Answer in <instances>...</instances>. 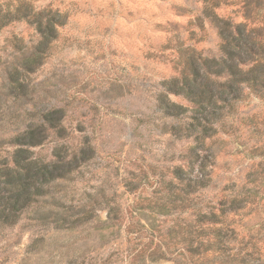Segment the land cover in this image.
I'll list each match as a JSON object with an SVG mask.
<instances>
[{
    "label": "rangeland",
    "instance_id": "rangeland-1",
    "mask_svg": "<svg viewBox=\"0 0 264 264\" xmlns=\"http://www.w3.org/2000/svg\"><path fill=\"white\" fill-rule=\"evenodd\" d=\"M18 1L0 0V7ZM30 1L61 23L43 65L29 77L37 94L43 88L47 101L65 110L64 136L51 138L44 155L55 146L70 155L88 135L93 157L75 171L76 180L66 190L75 197L74 206L87 211L88 193L103 183L120 204L122 225L103 229L105 202L89 221L70 229L38 224L27 212L16 225L0 224V264H143L134 258L154 252H166V258L146 264H240L212 259L206 245L187 251L190 237L195 247L198 243L189 235L200 227L198 209H219L235 198L240 210L226 217L235 229L226 255L264 264V98L250 95L235 102L225 130L206 140L215 151L207 167L212 184L180 204L175 169L184 168V176L190 172L194 140L185 131L177 134L174 126L191 120L193 104L167 88L189 72L192 57L201 63L219 50L217 31L203 14L206 6L262 25L264 0ZM258 3L262 6L248 13L245 6ZM38 38L26 21L0 29V88L4 66ZM161 97L188 111L168 116ZM10 134L1 131L0 160L13 148L5 140Z\"/></svg>",
    "mask_w": 264,
    "mask_h": 264
},
{
    "label": "trees",
    "instance_id": "trees-1",
    "mask_svg": "<svg viewBox=\"0 0 264 264\" xmlns=\"http://www.w3.org/2000/svg\"><path fill=\"white\" fill-rule=\"evenodd\" d=\"M248 6L245 7L250 13L262 4L251 8ZM216 8L214 4L206 6L203 14L210 18L220 38L218 52L201 63L192 57L187 63L189 72L167 83L168 91L184 95L193 104L191 120L184 127L174 126L177 134L185 131L186 136L194 140V145L188 151L190 172L184 176V168L179 166L175 169L180 192L175 195V201L180 204L185 202L186 195H194L212 184V170L207 167L213 165L215 151L206 140L225 130L228 117L235 110V102L250 95L264 98V23L261 25L247 18L245 20L248 21H238L219 15ZM17 21H26L34 26L39 38L28 51L9 61L3 68L0 145L4 142L1 131L11 130L12 134L5 140L13 148L0 160V224L16 225L22 215L29 212V218L38 224L70 229L89 221L96 206H102L105 202L108 211L103 229L115 228L118 223L122 225L120 204L113 202L103 183L94 193H88L91 205L87 211L82 207L76 208L75 197H69L66 190L76 180L75 171L93 157L94 148L88 135L70 155H62L57 146L51 155H44L45 144L51 138L64 136L62 122L65 110L47 101L43 88L37 94L29 77L43 65L44 56L56 39L57 27L61 23L56 15L49 16L46 8L37 10L30 0H19L16 5L0 7V29ZM160 102L168 116L177 118L188 111L183 105L169 102L164 97L160 98ZM182 134L185 136V133ZM36 147L40 149L37 151ZM198 210L195 221L200 227L191 232L189 230V235L194 236L198 243L195 247L192 238L188 237L187 251L196 253L199 247L206 245L205 251L213 254L212 259L244 264L245 258L237 253L226 255L227 240L234 237L229 233L235 234L234 227L227 225L226 217L240 210L238 200L235 198L229 203H222L219 209ZM168 233L172 236L173 230ZM202 233H208L207 237H203ZM166 254H140L134 259L146 264L149 260L166 258Z\"/></svg>",
    "mask_w": 264,
    "mask_h": 264
}]
</instances>
